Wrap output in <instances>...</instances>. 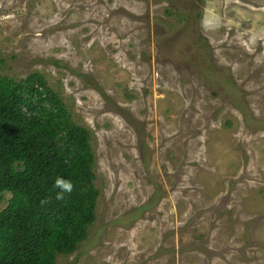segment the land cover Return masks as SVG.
<instances>
[{"label":"rangeland","instance_id":"1","mask_svg":"<svg viewBox=\"0 0 264 264\" xmlns=\"http://www.w3.org/2000/svg\"><path fill=\"white\" fill-rule=\"evenodd\" d=\"M33 73L99 190L57 264H264V0H0V77Z\"/></svg>","mask_w":264,"mask_h":264},{"label":"trees","instance_id":"2","mask_svg":"<svg viewBox=\"0 0 264 264\" xmlns=\"http://www.w3.org/2000/svg\"><path fill=\"white\" fill-rule=\"evenodd\" d=\"M90 132L38 73L0 77V264H57L96 219Z\"/></svg>","mask_w":264,"mask_h":264}]
</instances>
